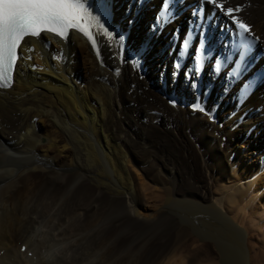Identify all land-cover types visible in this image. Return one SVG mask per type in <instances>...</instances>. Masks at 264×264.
<instances>
[{"label": "bare ground", "instance_id": "1", "mask_svg": "<svg viewBox=\"0 0 264 264\" xmlns=\"http://www.w3.org/2000/svg\"><path fill=\"white\" fill-rule=\"evenodd\" d=\"M222 2L253 33L232 88L240 38L202 0L159 22L162 0H111V35L85 0L95 49L75 32L23 41L12 87L0 89V264H264V0ZM203 30L216 39L198 86ZM196 223L210 240L192 239Z\"/></svg>", "mask_w": 264, "mask_h": 264}, {"label": "snow or ice", "instance_id": "2", "mask_svg": "<svg viewBox=\"0 0 264 264\" xmlns=\"http://www.w3.org/2000/svg\"><path fill=\"white\" fill-rule=\"evenodd\" d=\"M92 2L95 11L92 19L95 20V26L102 28L105 34L111 35L105 26L111 10V0H92ZM202 2L218 13H222L235 25L234 31L240 38L239 56L243 60L253 44V41L246 39V35L252 36L253 33L251 26L240 20L237 15L241 12V7L239 5L226 7L222 0H202ZM180 3L181 0H162V9L157 21L159 22L161 16L171 19L175 12L170 9ZM197 14H202L199 8L192 12L193 16ZM101 20L105 23H101ZM92 27L93 24L89 23L87 18L85 0H0V88L11 87L13 73L20 59L17 50L26 37L37 38L41 33L46 32L65 38L71 30H77L92 42V47L95 49L96 42L91 32ZM198 35L201 39L194 51L197 73L200 72L199 57L201 50L205 47L207 33ZM27 51H32V49H27ZM185 75L191 77V73ZM252 83L253 81H249L245 88ZM192 86L196 87L195 82ZM170 103L175 105V101H170Z\"/></svg>", "mask_w": 264, "mask_h": 264}, {"label": "rangeland", "instance_id": "3", "mask_svg": "<svg viewBox=\"0 0 264 264\" xmlns=\"http://www.w3.org/2000/svg\"><path fill=\"white\" fill-rule=\"evenodd\" d=\"M186 10H189V9H186ZM128 11H129V10H128ZM148 24H149V23H148ZM148 27L150 28L151 25L149 24ZM145 28H147V26H146ZM174 30H175V31H178V27H176ZM166 37H167V35H166ZM224 45H225V44H224ZM152 47H153V46H151V48H152ZM132 51H133V50H132ZM134 51H135V50H134ZM155 52H158V49H157V48H156V51H155ZM154 56H156L155 53H154ZM260 58H261V57H260ZM259 61H260V60H259ZM256 62H257V61H256ZM211 69H212V70L210 71V73H213V69H214V68H213V65L211 66ZM152 70H153V69H152ZM146 73H147V70H146ZM150 73H151V72H150ZM153 73L155 74L154 79L157 78L156 81H159V78L162 79V76L159 77L158 74H157L156 72H153ZM172 75H173V72H171L169 76H165V77H163V78H165V79H164V86H166L167 88H168V87H171V80H172V77H171V76H172ZM219 77H220V76H219ZM180 79H181V78H180V73H177V74H176V78H175L174 80H175L176 82H178V80H180ZM218 79H219V78H218ZM218 79H217V80H218ZM151 80H152V79H151ZM151 84L154 85L153 81H152ZM214 84H215V83H214ZM211 87L213 88L214 85H211ZM174 89H175V85H173V90H174ZM225 94H226V95H225V97H223V98H226V97L228 96V93H225ZM255 110H258V113H259L260 111L262 112V108L255 109ZM207 116H208V115H207ZM247 135H250V132H248ZM237 145H238V147L236 148V151H237V153L239 152L240 155H242V154L246 151V150H245V146H244V148H243V147H241L239 144H237ZM234 152H235V151H234ZM234 152L232 153L231 161L234 160V159H236V156H235V153H234ZM263 169H264V168H263ZM135 175H136V176H135ZM133 176L136 177V179H137V178H139L140 174H139L138 171H136V172L134 171V172H133ZM2 179H3V178H2ZM137 180H138V179H137ZM2 186H3V184H2ZM196 224H197V223H196ZM196 224L194 225L195 227H193V228H195V229H193L192 226H191V231H192V232H191V237H192V239L195 240V239L197 238L198 242H200V243H201V242H206V241L210 240V237H208V238H209V239H208L206 235L204 236L203 233H199V232H202L201 224H197L198 227L196 226ZM196 233H197V234H196ZM198 234H199L200 236H199ZM201 234H202L203 237H205L206 240L201 236ZM198 236L201 237V240H200V238H199ZM202 238H203V239H202ZM249 239H250L249 242H250V243H253V241H254V240H252L253 238H249ZM211 240H212V239H211ZM195 241H196V240H195ZM211 242L213 243V240H212ZM252 251H253V250H252ZM251 253L253 254L254 252H251ZM212 254H213V255H211L210 258L207 257L206 259H205V258H204V259H205L206 261H207V259H208V261L211 260L212 262H216V263H217V262H218V259L214 257V256H216V253H215V252H212ZM212 257H213V259H212ZM214 259H215V261H214Z\"/></svg>", "mask_w": 264, "mask_h": 264}]
</instances>
